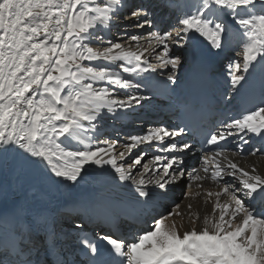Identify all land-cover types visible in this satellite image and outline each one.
Masks as SVG:
<instances>
[{"label": "snow or ice", "instance_id": "1", "mask_svg": "<svg viewBox=\"0 0 264 264\" xmlns=\"http://www.w3.org/2000/svg\"><path fill=\"white\" fill-rule=\"evenodd\" d=\"M162 2L176 13V23L163 28L151 5L136 0H0V169L34 168L69 186L89 168L110 171L143 204L187 181L200 191H188L186 198L203 193L204 203L211 202L203 217L192 203L186 217L173 204L157 211L142 232L81 238L85 264H264V208L256 206L264 201V169L258 171L255 163L246 169L226 147L238 140L236 150L242 152L251 136L264 139V106L210 132L204 141L210 149L198 168L185 163L193 145L179 126L131 135L122 150L118 138L95 136L109 114L142 107L147 97L141 89L148 88L153 73L167 69V79L175 82L196 40L218 52L240 48L228 66L233 88L257 65L264 72V0ZM121 19L146 34L125 30L124 42L105 39ZM153 145L158 147L152 155L132 156ZM247 154L264 158L260 148ZM207 182L219 190L205 189ZM24 250L13 264H30L19 260Z\"/></svg>", "mask_w": 264, "mask_h": 264}, {"label": "bare ground", "instance_id": "2", "mask_svg": "<svg viewBox=\"0 0 264 264\" xmlns=\"http://www.w3.org/2000/svg\"><path fill=\"white\" fill-rule=\"evenodd\" d=\"M136 2L151 5L158 19L162 20L163 24L166 23L164 26H161L162 28L167 26V22L172 25L176 23V13L170 10L169 7H167L165 3L162 2V0H136ZM176 2L184 3L185 0H176ZM125 30H127L130 35L146 34V30L134 29L130 27L128 21L121 19L112 27L110 35L106 36L105 39L111 38L114 40V42H124L122 34ZM198 41L199 40H196L194 42V47ZM93 46L95 47L96 45ZM144 46L147 45L144 44ZM173 51H175L177 54H182V50L180 49H173ZM191 51L192 49L183 62L188 60ZM228 54L234 55V52H227L223 56L222 61L230 60L233 57L231 56V58H226ZM151 58H153L155 61L154 56L150 57V59ZM169 74V70H163L160 72V75H156L160 79L161 75L167 79ZM146 91L147 90L145 88L141 89L142 94H144ZM152 106H160V100L146 99L142 102V107H136L123 112L118 111L115 116L109 114V117H106L105 120L100 122L98 130L95 132V136L99 137L101 140H115L118 138L120 141L118 150H122L124 142L129 136L141 135L151 128L162 126V123L159 121V117L154 116L152 121H147L148 124L145 126L144 130L131 132L130 129L128 131L124 130L125 128H131L130 126L122 127L125 125H119L118 127L119 121H123V119L128 120V118L133 119L132 115L141 114L140 111L144 109H150ZM138 108L141 109L139 110ZM143 124L144 122H140L138 126H142ZM123 134L127 136L124 137V140H121V135ZM88 135L89 137H92L93 133L90 132ZM92 143H96L95 138L92 139ZM155 146L158 147L157 145ZM143 147H145V150ZM139 151H147L149 155L153 154L150 150H148L147 146H141L138 151H133L132 156L134 157ZM229 155L230 158L239 162L241 166L245 167L246 169L250 168L253 163L256 164L258 171L264 169V158L260 157L259 155L257 157H252L249 155L243 159L231 153H229ZM122 184L123 182L118 183L112 178L110 171L102 172L95 168H89L88 174L85 175L84 179L75 186L53 182L52 180H49L42 172L34 168L25 169L23 171L14 170L8 167L0 169V203H3V205L7 206L9 204V210H3L0 207V238L3 232L11 230L17 231V233L20 234L24 240L27 239L28 241H31L32 239L29 237L31 233L33 234V229L31 230V226L41 223L43 224L40 229H49L47 235H51L54 232L51 230L52 226H57L59 231L63 228L60 226V222H58L54 216L56 211L61 212L75 207H81L82 204H91L98 196H118L121 199V203L126 201V203L129 204L128 199L130 201L131 197H133L132 191L127 186H122ZM111 186L115 187V189L112 191L110 189ZM186 187L187 181H181L180 183L168 188L167 191H172L173 189L177 188V196L185 191ZM204 188L211 191L219 190L212 182L205 183ZM188 191H191L193 194H195L200 190L196 187L195 183H193L190 188H187L186 192ZM158 194L159 193L156 195ZM189 203L193 204L194 210L198 211L201 217H203L205 214H210L211 212V202L207 204L204 203L203 193L201 196L189 198H186L185 194H183L178 198L175 204L181 205L178 211L183 212L185 217L187 216L186 206ZM170 207L171 206H168L166 209H169ZM173 218L177 221L181 220V217L179 216H175ZM65 223L67 224L68 222L65 221ZM80 223L81 222H77L76 225ZM72 229L73 228H71V230ZM38 232L39 231L36 233ZM56 237H58V233L56 234ZM66 245L67 244L64 246Z\"/></svg>", "mask_w": 264, "mask_h": 264}, {"label": "rangeland", "instance_id": "3", "mask_svg": "<svg viewBox=\"0 0 264 264\" xmlns=\"http://www.w3.org/2000/svg\"><path fill=\"white\" fill-rule=\"evenodd\" d=\"M155 62H157V61L155 60ZM163 70H167V69H163ZM123 135H125V134H123ZM121 137H122V136H121ZM121 140H124V137H122ZM2 204H3V203H0V207H1V209H2ZM8 206H9V204H8Z\"/></svg>", "mask_w": 264, "mask_h": 264}]
</instances>
